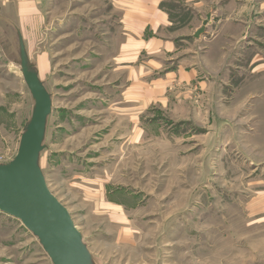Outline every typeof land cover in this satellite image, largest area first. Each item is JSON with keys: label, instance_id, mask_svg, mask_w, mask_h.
I'll return each mask as SVG.
<instances>
[{"label": "rangeland", "instance_id": "374dc122", "mask_svg": "<svg viewBox=\"0 0 264 264\" xmlns=\"http://www.w3.org/2000/svg\"><path fill=\"white\" fill-rule=\"evenodd\" d=\"M186 5H161L175 29L195 18ZM40 7L21 27L52 101L39 164L92 264H264V97L247 99L238 58L202 75L203 86L161 88L173 65L145 70L144 55L123 65L134 36L124 0ZM4 15L0 164L17 155L34 111L19 71L20 27ZM0 264L52 262L37 237L0 212Z\"/></svg>", "mask_w": 264, "mask_h": 264}, {"label": "crops", "instance_id": "0c3cea01", "mask_svg": "<svg viewBox=\"0 0 264 264\" xmlns=\"http://www.w3.org/2000/svg\"><path fill=\"white\" fill-rule=\"evenodd\" d=\"M165 1L124 0V25L129 33L137 36H130L132 41L129 39L123 45L124 66L135 64L142 55L147 58L145 70H160L168 64L173 65L164 79L158 80L163 88V84L173 81L189 86L202 75L216 74L220 67L228 68L229 62L238 58L236 68L240 88L251 90L245 94L251 95L247 99L264 97V0H187L186 10L192 11L195 18L178 23L184 25L180 29H175L176 21L171 20L166 9L162 8ZM40 9V0H0V12L5 14L3 18L21 30L17 29L16 33L18 65L23 79L22 47L28 63L33 65L21 27L30 22L33 24ZM208 18L204 33L196 38ZM36 72L39 77V71ZM199 80V85H205Z\"/></svg>", "mask_w": 264, "mask_h": 264}, {"label": "water", "instance_id": "95a60500", "mask_svg": "<svg viewBox=\"0 0 264 264\" xmlns=\"http://www.w3.org/2000/svg\"><path fill=\"white\" fill-rule=\"evenodd\" d=\"M208 21L196 38L204 33ZM22 73L34 99V111L17 155L0 165V212L19 220L37 237L52 264H92L72 216L50 191L39 164L52 101L23 47Z\"/></svg>", "mask_w": 264, "mask_h": 264}, {"label": "built area", "instance_id": "2783aa9c", "mask_svg": "<svg viewBox=\"0 0 264 264\" xmlns=\"http://www.w3.org/2000/svg\"><path fill=\"white\" fill-rule=\"evenodd\" d=\"M1 165V164H0Z\"/></svg>", "mask_w": 264, "mask_h": 264}]
</instances>
